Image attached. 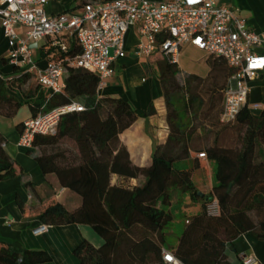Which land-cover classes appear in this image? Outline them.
Here are the masks:
<instances>
[{"label":"trees","instance_id":"trees-1","mask_svg":"<svg viewBox=\"0 0 264 264\" xmlns=\"http://www.w3.org/2000/svg\"><path fill=\"white\" fill-rule=\"evenodd\" d=\"M103 1L108 0H94ZM79 54L77 43L68 40L65 51L53 46L42 56L48 61L66 62ZM153 56L161 58L160 79L165 87L171 129V116H178L171 110V100L184 95L191 82L201 81L191 76L180 86L175 79L177 66L166 63L158 54ZM208 57L212 71L214 65H221L228 78L233 75V69L223 59ZM65 69L62 93H53L36 82V89L41 90L35 100L30 101V96L21 92L18 96L21 101L25 99L31 117L71 103L82 107L80 112L63 115L54 135L36 136L33 142L39 150L34 158L41 173L55 175L61 188L81 199V205L74 210L66 209L58 201L49 202L38 213L40 225H87L102 239L99 247L83 240L74 249L73 255L80 264H165L163 251H170L180 264H231L228 252L235 253L233 241L237 237L250 235L264 241V156L260 155L264 147V113L254 115L244 106L234 121L219 120L222 136L199 150L213 164L211 188L208 193H201L191 180V170L176 166L187 158L188 152L173 151L171 135L166 146L154 150L149 167L131 165L118 136L137 116L153 115L152 106L138 112L120 98L98 97V78L94 73L67 63ZM13 73L19 75L14 82L17 84L25 83L30 76L18 68H13ZM14 83L8 85L10 89H18ZM4 90L0 78V110L10 117L22 103ZM11 167L0 148V169L10 175ZM112 175L124 180L141 177L143 181L133 187L111 185ZM171 191L188 194L192 202L200 204V213L185 220L187 224L175 246L165 247V230L173 219L169 209ZM214 202L217 214L212 216L207 207ZM50 261L44 250L18 254L0 244V264Z\"/></svg>","mask_w":264,"mask_h":264},{"label":"crops","instance_id":"crops-1","mask_svg":"<svg viewBox=\"0 0 264 264\" xmlns=\"http://www.w3.org/2000/svg\"><path fill=\"white\" fill-rule=\"evenodd\" d=\"M148 1L160 3L169 0ZM93 2L94 0H48L45 13L50 17L63 13L76 15L82 12L84 5ZM222 3L245 19L252 32L264 35V0H222ZM15 33L19 39H25L23 28L16 26ZM140 42H145V39L141 37L137 27H131L124 37L125 56L115 61L114 75L97 91L98 97L120 98L138 112L146 111L149 106L155 110L151 116H137L134 123L118 136L120 144L128 152L132 166L149 167L154 150L166 146L171 135V149L175 152H188L187 158L176 166L191 170L193 183H204V174L207 170L212 174L213 164L207 159L198 158L197 155L200 149L209 147L217 137L222 136L219 125L221 92L229 85L227 71L221 70V65H214L212 71L208 55L190 45L182 47L177 65L178 73L175 76L177 83L184 86L186 79L191 76L201 82H191L184 95L171 100V110L178 114L177 117L174 114L171 116L172 130L167 119L165 87L160 79L161 58L151 56L137 59L133 52ZM32 43L30 40V44ZM53 46L56 45L49 39L33 44L30 61L34 69L29 72V79L25 83H14L19 75L13 73V68L20 71L25 69L8 62L10 41L5 37L0 22V78L4 92L22 103L10 117L4 116L0 110V148L12 164L10 175H5V171L0 169V244L7 245L18 254L27 250H44L51 257V261L46 264H80L73 251L83 240L95 247L102 244V239L89 226H53L48 227L44 233L36 234L42 226L37 218L38 213L45 205L58 201L66 209L74 210L81 205L80 197L61 188L55 175L41 173L34 158V155L39 153L38 149L32 153L17 147L21 124L32 116L24 103L25 99L21 101L18 93L30 96V101L36 99L41 89H36L35 72L45 68L48 60L42 54ZM185 58H192L200 65L199 72L194 71L192 67L188 73H182L181 67H188L186 62L181 63ZM10 83H14L18 89H10ZM255 105L259 106L256 110L252 109ZM247 107L254 115L264 113V73L250 83ZM176 137L177 142L174 141ZM260 155L264 156V147H261ZM142 181L141 177L136 180H124L112 175L110 178L111 185L129 187ZM210 188L196 186L201 193H208ZM233 247L235 253L228 252L231 264H241V258L249 255L256 258L257 264H264V241L250 235H241L233 241Z\"/></svg>","mask_w":264,"mask_h":264},{"label":"built area","instance_id":"built-area-1","mask_svg":"<svg viewBox=\"0 0 264 264\" xmlns=\"http://www.w3.org/2000/svg\"><path fill=\"white\" fill-rule=\"evenodd\" d=\"M47 1L0 0V22L5 37L10 41L8 62L27 72L34 69L30 61L33 44L49 39L65 51L66 41L77 43L79 55L66 62L47 61L44 69L35 72L36 82L56 94L64 90L65 63L94 73L98 78L97 91L101 90L114 75L115 61L125 56L124 37L134 26L145 39L134 49L137 59L158 54L166 63L177 66L182 47L190 45L208 56L223 59L233 69L224 91L221 123L236 119L240 110L247 106L250 83L264 73V35L252 32L246 20L222 0H169L160 3L108 0L88 3L80 14L63 13L52 17L45 13ZM16 26L24 29V40L15 33ZM258 107L255 105L252 109ZM80 111V105L71 103L25 120L17 147L34 153L36 136L54 135L63 115ZM197 157L205 159L204 154ZM207 209L214 213L212 216L217 214L215 202ZM47 228L42 225L36 234L46 232ZM162 261L180 264L170 251L162 252ZM241 264H257V260L250 255L244 256Z\"/></svg>","mask_w":264,"mask_h":264},{"label":"rangeland","instance_id":"rangeland-1","mask_svg":"<svg viewBox=\"0 0 264 264\" xmlns=\"http://www.w3.org/2000/svg\"><path fill=\"white\" fill-rule=\"evenodd\" d=\"M153 58H154V56H153ZM182 62L183 63L186 62L187 66H188L187 68L181 67L180 71L182 73H185V72L188 73V71H191L192 67H193L194 71H198L200 69V67H198L200 65L196 64L192 58H185L181 61V63ZM197 63H198V61H197ZM64 76H65V74H64ZM61 149H63V148H61ZM204 175H205L203 178L204 183H198V182L195 183L194 182L193 183L194 186L196 185V186H199L200 188L211 187V178L213 177V171L211 174V172L209 173L207 170L206 174H204ZM195 181H197V179H195ZM169 209L171 211L173 219H172V222L169 224V226L165 230V233H166V235H165V247H168L169 245L173 247L176 245L178 238L180 237L182 231L185 228V224H186L185 220L190 219L193 216L200 213V204L192 202L190 200L188 194H183V193H180L179 191H171V206ZM207 213L209 215L214 214V213L209 212V210Z\"/></svg>","mask_w":264,"mask_h":264}]
</instances>
